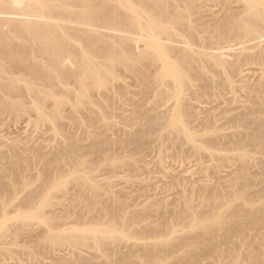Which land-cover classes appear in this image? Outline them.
Instances as JSON below:
<instances>
[{"label":"rangeland","instance_id":"obj_1","mask_svg":"<svg viewBox=\"0 0 264 264\" xmlns=\"http://www.w3.org/2000/svg\"><path fill=\"white\" fill-rule=\"evenodd\" d=\"M140 45L142 47L144 43ZM229 53L230 55L225 58L232 62L234 59L231 55L235 52L230 51ZM151 64L153 65V69ZM151 64L148 65L149 68L148 66L146 68L152 72H155L160 66L158 62ZM155 67L157 68L155 69ZM228 67V63L213 67L214 72L210 74V79L208 77L209 73L207 75V81L209 79V82H200V84L205 85L216 82L218 84H210L211 86H215V88L212 87L213 89L203 94L204 97L202 96L201 101L196 102V105L201 102L198 104V107L196 106L197 109H195L196 107H192V113L195 114V117L197 115L198 121L193 120L195 118L192 116L193 119L191 117L190 120L196 123L191 122V127L196 129L197 135H200L201 142L199 143L203 146V149L199 151L188 140L183 138L177 139V134L169 133L168 129L162 127L151 128L131 121L132 113L135 115L137 111L135 101L140 103L138 109L141 111L150 106L142 104L146 102L142 98H140L142 101L138 99L140 94L145 93L147 95L150 88L152 89L154 82L156 83L153 86L155 89H158L156 87L159 84V87L162 85V83L155 81L156 76L151 71L150 73L153 76L150 75L151 79H148L150 73L145 68V65L132 72L125 70L124 67L114 69L118 77L112 81V84L119 89L117 92L119 94L117 95L116 93L117 99H115V103L119 102L116 105H113L115 104L113 103L110 107L108 105L109 108L106 106L107 103H103V98H100L102 95L105 96V92L108 94V90H104V93L100 91L103 94H97L100 97L96 96L94 100H99V103L101 102L102 104H100L106 107L103 108V106L100 108L92 106L90 112L86 110V112H76L69 107L58 112L50 106V108L48 107V109L43 111L42 116L35 108L26 111H9L3 113L0 116V192L6 190V187L9 185V187H16L18 193L10 196L4 192L3 197L5 201L7 200L5 209H3L5 205L0 204V215L3 216L2 214L7 212L6 218L0 222V234H2V230L4 231L2 237L0 236V264H80L82 260L85 264H251L255 252L252 243H256L255 246H258L259 241L264 243V224L248 226L245 231L246 237L243 236L242 238L245 239V242H243L245 244L242 245L244 247L241 246L238 239H232V245L230 243L228 244L231 248L224 245L216 250L215 246L220 245L221 239L218 240V244H213L211 238L209 239V235L204 233L202 229H193L194 225L189 221L190 219L187 220L190 216L189 213H193L198 221H200V225L209 226L210 224H214V228H211L215 229L216 227L220 230L221 225L218 226L217 224H219V221H223L226 224L231 219L227 216L229 212L232 214L233 211L235 212L238 209L241 212L249 210V212L252 211L253 213L264 211V126L262 131H255L250 126L256 119L257 121L264 119V112L261 114L264 106L262 108L260 107V114L255 116L253 114L250 115L249 112H245L244 109L246 110V108H243L247 103L248 106L249 104L251 105L248 101H246L247 103L245 101L243 102V100L251 98L249 95L250 92L243 89V84L257 83L258 81L256 80L263 76L264 68L260 65L251 64L244 67L246 69H242L246 71L243 72V75L236 74V76L229 79ZM145 69L147 70L146 73H149L148 75L145 74ZM140 71H143L142 74H139ZM245 74L248 76L245 77ZM153 77L155 80H153ZM210 80L216 82H211ZM147 82H150L152 86H149ZM164 86H161V88L165 90ZM148 87L149 89H147ZM120 89L122 90L120 91ZM136 95H139V97ZM144 97L143 99H147ZM125 100L130 104L124 106L127 103ZM122 102L124 105H121ZM131 104L134 106H131ZM240 104L241 109L238 106ZM142 105L147 107H143L144 109L142 108V110ZM151 105L153 106L150 108L156 107L155 104ZM235 105L237 106L235 107ZM164 108L166 110V106ZM160 109L161 107L157 109L158 114L163 110ZM141 111H139V114L144 112ZM244 112L245 114L248 113V118L242 115ZM148 114L151 117H153V114L154 116L158 115L156 111H150ZM45 115L46 117H50L51 120L43 121L42 118ZM236 116H243L246 119L241 117L239 119ZM211 119L217 120H214L216 123L214 121L212 122ZM236 119L237 121L238 119L245 121H238L239 123L236 121L238 124H234V120ZM246 120L250 122V124L248 123L249 125L246 124ZM210 121L212 124L209 128L207 125H210L208 124ZM261 122L264 123V120ZM197 123L203 126L196 125ZM139 132L142 135L135 143L131 144L129 141ZM241 135L243 136L240 137ZM247 135H251V140L254 141L253 143L250 140H246L244 146H242L243 144H239L242 142L237 143V139L241 138L242 140ZM236 136L239 138L237 137L236 139ZM20 139L23 144L19 143L21 142ZM230 141H234L233 144H239L240 148L238 149L239 145L232 148L233 144ZM18 145L22 148H18L19 153L16 150V153L13 155L9 156V153L8 155H4V153H7L8 147V150H10L11 147H18ZM200 145L198 146L201 147ZM229 145L233 150H227ZM71 146L75 147L80 158L76 154L70 155L72 158L63 156L64 158L60 157V159L54 157L56 155L55 153L61 152L66 148L69 149ZM15 147L14 149H16ZM96 148L103 149L104 151L102 152H106L105 155L101 153L104 157L93 153ZM235 148L236 150H234ZM30 154L32 155L29 156ZM41 155L43 156L42 158ZM81 163H86V165H80ZM247 170L248 172H246ZM240 171H245V174ZM233 173L235 175L238 174L235 176ZM246 174L248 176H245ZM77 176H86L90 180L87 182L82 181L80 185H76L75 182H68L70 178ZM240 176L246 177V180L248 179L249 181H247L250 184L248 187H242L240 189L242 191L241 195L235 193V190L232 191L231 188H228L230 182ZM240 178L242 179V177ZM39 187H47V189H44V191L47 190L45 192L46 194H44L45 196L52 194V197H50L53 203L51 204H55L56 206L53 207L50 204L52 208L48 203H41L39 210L42 211H39V213L44 212L43 208H46L45 213H43L44 216L42 214L41 219H35L32 216L35 215V211L38 209H21L23 207L22 203L27 196ZM219 187L223 195L220 193L221 190ZM198 188L205 191V193L202 191L204 193L202 195L203 197L208 196L210 193L212 195H209L208 198L206 197V200L203 197L199 198V196L201 197L199 195L201 191L199 189L198 192ZM217 188L220 190L219 192ZM77 191H80L79 194ZM214 191L216 192L213 193ZM254 191L257 194L252 195V193H255ZM73 192L75 194L77 192V195H74ZM196 194H198V197ZM229 195L233 201L229 198ZM236 195L246 197L251 195L249 199L252 197L256 202L252 207L245 206L246 203L242 199L235 197ZM223 196L230 199V203H226L227 205L221 207L219 203H221L220 199L224 198ZM47 197L49 198V196ZM71 198L77 199H73V202L75 201L76 204L73 202L70 203ZM216 198H218L217 202ZM48 200L47 202H51L50 199ZM60 200L62 205L59 203ZM121 203L126 204L127 214L119 213L118 221L111 220L112 217L108 211L109 207L113 205L119 206ZM189 203L193 206L192 211L187 209V204ZM242 203L244 204L242 205ZM42 205H45V207ZM239 206L241 207L237 208ZM242 206L245 210L241 209ZM235 207L237 210H233ZM66 209L68 211L70 210L69 212L72 214L70 216L71 218L73 216L72 219L75 220L71 219L72 222L77 223V220H79V224L76 225L79 232L76 234H87L90 237L82 245L80 244L77 247L70 248L71 250H66L67 248L64 246L53 245L52 242H49V239L47 242L45 239L47 236L44 238V235H47L48 232L52 233L50 226L53 225L50 223L51 219H49V215L57 213L61 217L60 213L63 214L64 212L62 216H65ZM123 214L128 219L137 215H141L142 218L128 227L123 224L127 219H125L126 216ZM66 215H69V213ZM214 216H216V219H211ZM221 216L223 217L221 218ZM43 217L46 220L49 219V221L44 220ZM69 217L67 216L68 219ZM91 219H96V223L93 221L91 225ZM99 219L102 223L103 221L107 222V226L113 222L110 225H114L112 226L114 230L108 229L109 226L105 227V223L102 224L100 222V225L98 223ZM244 219V217H240L238 220L244 221ZM86 220L89 225L85 226L84 223H86ZM115 221L117 224L114 223ZM165 221L168 223V226ZM80 224L82 225L78 226ZM165 227H173L174 231L177 232L174 233L173 231L172 234H169ZM149 228L150 230H157V233L154 235L152 233L155 231L147 233L150 231ZM99 230H111L112 232L106 234ZM95 231L99 232V237L108 236L109 242L103 243L93 239L92 234ZM256 231L262 234H255ZM39 233H41L40 236ZM159 233L162 234L158 235ZM137 234L139 236L145 234L142 237L143 240L135 239ZM200 234L201 236H199ZM247 234L249 237H247ZM36 235H38V239H36ZM251 235L253 238L255 235H258V238L253 240ZM39 237L44 238V240ZM178 237L187 240V244L180 249L174 248V242L173 247L170 246L169 249H167L168 247H161L159 245L151 248L156 241H171L173 238L177 239ZM250 239L253 240L252 243ZM257 239L259 240L256 241ZM248 244L251 245L248 246ZM240 246L241 249H239ZM236 250L240 254H237ZM72 251L73 253L71 254ZM151 251H155L153 255ZM150 254L152 257H150Z\"/></svg>","mask_w":264,"mask_h":264},{"label":"bare ground","instance_id":"obj_2","mask_svg":"<svg viewBox=\"0 0 264 264\" xmlns=\"http://www.w3.org/2000/svg\"><path fill=\"white\" fill-rule=\"evenodd\" d=\"M141 43H144V46H142L143 48L140 45ZM230 51L235 52L231 55L234 59L232 62L225 58L230 55V53L228 54ZM155 62L160 63V66L158 65L159 68H157L158 66L155 67V69L157 68L155 72L146 68L149 64ZM227 63L229 64V67L227 68L229 79L236 76V74L240 76L243 75V72L246 71H243L242 69L251 64L257 66L260 65L264 68V0H0V116L9 111L19 112L32 108H35V110L42 116L43 111L48 109V107L50 108V106L53 107V109L55 108L58 112H61L63 109L68 107L76 112H90L92 106L100 108L104 106L101 105V102V104L99 103V100H94V97L95 99L96 96L100 97V95L104 93V90H108V94L105 92V96L102 95L100 98H103V103H107L106 106L109 108L113 103H115V99H117L116 93L119 91V89L114 87L112 84V81L118 77L114 69L124 67L125 70L132 72L145 65L148 72L150 73L151 71L154 76H156V80L154 77L153 80L158 83H162L161 86L165 85V90L161 88V86L159 87L160 84H157V87L155 85V87L158 88L155 89L153 88L155 82L153 83V86L152 84L150 85V82H147L149 83V86H152L153 90L150 88L149 93H146L147 95H145V93H139L140 97L139 95H136L139 97L136 98L139 100L142 98V100L146 102L142 104H146L147 106L150 105L149 108L143 105L141 107V109L143 107H147L149 111L147 108H143L144 110L142 109L144 112L139 110L138 108L140 107V103L135 101L137 114L135 113L136 116L134 113H132L133 115L131 114V121L151 128L162 127L168 129L169 133L177 134V139L183 138L188 140L193 144L194 148L199 151L203 149V146L199 143L201 142L199 138L200 135H197V131H195L196 129L191 127L192 120H190V118L192 116L195 118L193 119L192 117L193 120L198 121L197 115L195 117V114L192 113V107H198V104L201 102L197 103V105L196 102L202 100L203 94L207 93L208 90L215 88V86H211L210 84H218V82L213 80L210 81L216 83H207V85H205L200 84V82H209V76L214 72L213 67ZM152 66L153 65L151 64V67ZM146 69L145 74L148 75L149 73H146ZM142 72L143 71H140L139 74H142ZM248 72L250 73V71ZM246 74L245 77L248 76H246ZM150 75L153 76L150 73L148 76L149 80L151 79ZM207 75L209 77L208 81ZM259 78L256 80L258 82L255 84H253V82L252 84L250 83L251 85L248 83L245 85L243 84L244 88L242 86L244 90H248V92H250V99H252L250 101L247 94L248 100H243V102L245 101V103H247L246 101H248L251 105L249 104L248 106L247 103L244 107L242 105V107L248 110L246 111L244 109L245 112H249L250 115L253 114L254 116L260 114V107L262 108L264 106V73L260 80ZM205 79L206 81H204ZM147 89H149V87ZM121 90L122 89H120V91ZM100 91H103V93ZM118 94L119 93H117V95ZM143 96H145L149 102L147 99H143ZM136 98H134V100H136ZM123 102L121 105H124ZM125 102H127V100H125ZM116 103L113 105H116ZM149 103L155 104L157 108H150L153 105ZM129 104L130 103L127 102L124 106ZM131 106L134 105L131 104ZM165 106L166 110L165 108L163 109ZM236 106L237 105H235V107ZM238 106H240L241 109V104ZM160 107L163 110L160 109L162 112L159 110L160 113L158 114L157 109ZM197 107L195 109H197ZM138 110L143 113L139 114ZM263 110L264 108H262L261 114L264 112ZM150 111H156L158 115L155 114L157 116H154L153 114V117H151L150 114H148ZM245 112L242 115L248 118V113L245 114ZM243 116L236 117L241 119ZM212 119L211 121L213 122L215 119ZM239 119L238 121H241ZM243 119L241 122L245 121ZM42 120H51V118L46 117L45 115ZM263 120L257 121L256 119L254 120L255 122H251L252 125L250 126L255 131H262L264 123L261 121ZM211 121L208 122L210 125H207L206 123L209 128L212 124ZM234 121V124L239 123L237 119ZM246 122V124H250L247 120ZM198 123L196 125L203 126ZM141 135V132L135 134L129 142L131 144L135 143ZM242 136L243 135L240 137ZM237 137L238 136H236V139ZM244 138L245 140H243ZM244 138H242L243 141L241 138L237 139V143L242 142L239 144H243L242 146H244L246 140L252 141L251 135H247ZM234 141H230L231 144H233ZM253 142L254 141L251 143ZM19 143L23 144L22 140ZM239 144L234 143L233 146H231L234 148V146ZM230 145L227 149H230L229 151L233 150ZM14 147H11L10 150H8L9 147L8 149L6 148L7 153H4V155H8L9 153L10 156L16 152L19 153L18 148H21V146L19 147L18 145V147H15L16 149H14ZM239 148L240 145L238 149ZM234 150H236V148ZM102 151L104 150L96 148L93 153L105 155L106 152ZM58 153H55L56 155H54V157L64 158L76 154L78 158H80L73 146L69 149H63V151H59ZM103 155L102 157H104ZM42 157L43 156L41 155V158ZM80 165H86V163H81ZM244 172L242 173L245 174ZM246 172H248V170ZM233 175L235 174L233 173ZM245 176H248V174ZM240 177H242V179ZM240 177H236V179L233 178L234 180L230 182V185L228 184V188H231L232 191L235 190V193L241 195L242 191L240 189L242 187H248L250 184L248 182L249 180H246V177ZM69 180L70 181L68 182H75L76 185H80L82 181L87 182L90 179L86 176H77L70 178ZM44 189H47V187H39L36 190H33L23 201V207L21 205V210H28L29 208L31 210L38 209L35 211V215L32 216L35 219H41V215L45 213L46 208H43L44 212L39 213V211H42L39 210L41 203H48L49 206L53 203V201H51L52 194H47V196H49L48 198L45 196V192L47 190L44 191ZM199 189L201 192L203 191L201 188H198V192ZM217 190L218 192L220 191L218 188ZM4 192L10 196H14L18 193V189L14 186L9 187L8 185L6 190L0 192V204L3 206L5 205L3 209H5L7 201H5L3 197ZM77 192L76 194L73 192L74 195H77ZM201 192H199V195H201L199 198H202V195L205 193V191H203L204 193L202 192L203 194ZM215 192L216 191L213 193ZM220 193L222 194V190ZM221 194L219 195L218 193L219 196H221ZM253 194L255 195L257 192L252 193V195ZM197 195L198 194H196V196ZM209 195H212V193L208 194V196ZM240 195H236L235 197L242 199L244 203H246L245 206L248 205L252 207L255 204L256 200L252 197L249 199L251 195H248L249 197ZM208 196H204L203 198L206 200ZM225 196H223L224 198L222 197L223 199H220L221 203L218 202L219 205L221 204V207L227 205L226 203H230V199ZM231 196L229 198H231ZM46 199H50L51 202H47ZM52 199L54 200V198ZM56 199L58 200V198ZM73 199L71 198L70 203L73 202ZM216 199L217 202L218 198ZM231 200L233 201L232 198ZM59 203L61 204V200ZM73 203L76 204L75 201ZM244 203H242V205ZM187 205V209L192 211L193 206L191 203ZM219 205L218 207L220 208ZM42 206L45 207V205ZM52 206L54 207L56 205L54 204ZM240 207L241 206L237 208ZM3 209L1 208L2 211ZM68 209H66V212H68L69 215H66L68 214L66 212L65 216H62L64 212L63 214L60 213L61 217L58 216L57 213L51 214L53 216L49 215V219L52 220V222L50 220V223L53 225L50 226V231H52V233L48 232L50 236L47 234L44 235V238L47 236L45 238L46 241L49 239V242H52L53 245H59L61 247L64 246L67 248L66 250H71L72 248L77 247V245L85 243L90 237L87 234H76L79 232L76 228V225L79 224V220H77V223L72 222L71 219L73 216L71 218L70 215L72 214H70V210L68 211ZM235 209L236 207L233 210ZM241 209L245 210L243 206ZM37 211L38 213H36ZM108 211L112 217L111 220L118 221L117 219L119 217V213L127 214L126 204L121 203L119 206L113 205L112 207H109ZM230 213L231 212H229V215L227 216L231 219L228 220L226 224L223 221H219V224H217L218 226L221 225L220 230L216 227L215 229H212L211 227H213L214 224H210L209 226L200 225V221H198L193 213H189L190 216L188 215L189 218L187 220L190 219L189 221H191L192 225H194L193 229H202L204 233L209 235V239L211 238L213 244H218V240L221 239L220 245L218 244L219 246H215L216 250L224 245L228 247L229 243L232 245V239H238L242 246L245 244L243 243L245 242V239L242 238L246 235L245 231L248 226L264 224V211L253 213L252 211L249 212V210L241 212L240 209H238L235 212L233 211L232 214ZM2 215L3 216L0 215V222L6 218L7 212H4ZM45 215L48 217L47 214ZM67 216H70V220ZM216 216L211 219H216ZM222 217L223 216H221V218ZM240 217H244V221H239L238 219ZM126 218L127 216L125 219ZM141 218V215L134 216L131 219L127 218L123 224L129 227ZM43 219L46 220L45 217H43ZM49 219L46 221H49ZM224 219L226 220V218ZM91 220V225L93 224V221L96 223V219ZM116 221L114 223L117 224ZM100 222L102 223L99 219L98 223ZM104 223L106 226H103H109L108 229L114 230V227H112L114 225H110L113 222L108 224V226L107 222L103 221L102 224ZM167 224L168 223L166 222V225ZM81 225L82 224L78 226ZM84 225H89L87 220ZM166 228L167 227H165V229ZM168 229L172 232L168 231ZM111 230L99 231L107 234L112 232ZM151 231L155 230H150L147 233H151ZM173 231V227L167 228V232L169 234H172ZM176 232L177 231H174V233ZM41 233H39V236ZM156 233L157 230L152 234L154 235ZM257 233L258 232L256 231L255 234ZM2 234H4L3 230ZM2 234H0L1 237ZM145 234L143 236H145ZM161 234L162 233H159L158 235ZM258 234L262 233L259 232ZM37 236L38 235H36V239H38ZM92 236L93 239H96L99 242H109V237H99L98 231L93 232ZM143 236H139L137 234L135 239L141 241L143 240ZM199 236H201V234ZM257 236L255 235L253 238L251 235L253 240L258 238ZM247 237H249V235ZM44 238L42 239L41 237L40 239L44 240ZM174 238L171 241L160 240L161 242L158 241L159 243L156 241L152 247H149L153 248L159 245L161 247H168L167 249H169V247H173L172 245L175 243L174 248L180 249L187 244V240L183 238ZM250 240L252 243L253 240ZM258 240L259 239L256 241ZM248 241L246 242L248 243ZM259 242L257 244L258 246H255L256 243H252V247L255 248V252L253 251L255 256L252 252L253 258L252 256L251 258L253 260L251 264H264V243H261V241ZM250 245L248 244V246ZM241 246L239 249H241ZM154 252L151 251V254L153 255ZM236 253L240 254V252L238 253V250H236ZM152 255L150 257H152ZM82 264H85V262H82Z\"/></svg>","mask_w":264,"mask_h":264}]
</instances>
